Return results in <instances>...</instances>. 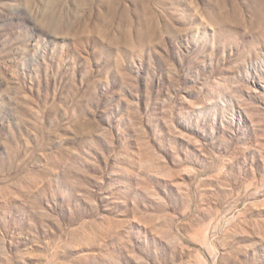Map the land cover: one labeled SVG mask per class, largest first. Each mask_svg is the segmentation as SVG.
Returning <instances> with one entry per match:
<instances>
[{
  "label": "rangeland",
  "instance_id": "1",
  "mask_svg": "<svg viewBox=\"0 0 264 264\" xmlns=\"http://www.w3.org/2000/svg\"><path fill=\"white\" fill-rule=\"evenodd\" d=\"M0 264H264V0H0Z\"/></svg>",
  "mask_w": 264,
  "mask_h": 264
}]
</instances>
